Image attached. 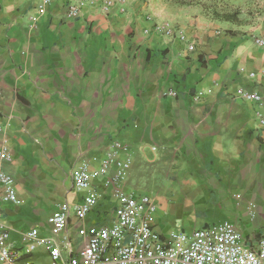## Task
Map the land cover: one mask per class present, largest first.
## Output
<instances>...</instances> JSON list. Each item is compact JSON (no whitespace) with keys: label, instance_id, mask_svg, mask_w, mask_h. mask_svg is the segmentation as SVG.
Wrapping results in <instances>:
<instances>
[{"label":"crops","instance_id":"0c3cea01","mask_svg":"<svg viewBox=\"0 0 264 264\" xmlns=\"http://www.w3.org/2000/svg\"><path fill=\"white\" fill-rule=\"evenodd\" d=\"M40 1L0 0V170L17 193L3 207L10 243L24 245L31 228L48 233L57 206L88 191L99 196L92 220H102L117 204L119 168L121 189L152 198L160 233L228 220L258 239L264 0L250 22L217 16L198 0H114L107 14L101 0H81L75 20L66 5L80 0H50L38 15ZM116 144L110 172L75 189L80 167H99ZM41 256L48 264L44 247L28 259L39 264Z\"/></svg>","mask_w":264,"mask_h":264},{"label":"built area","instance_id":"2783aa9c","mask_svg":"<svg viewBox=\"0 0 264 264\" xmlns=\"http://www.w3.org/2000/svg\"><path fill=\"white\" fill-rule=\"evenodd\" d=\"M49 3L50 0H41L36 13L45 14ZM82 4L81 0L69 1L66 18H78ZM98 4L99 10L107 14L116 2L101 0ZM256 42L264 44L261 38ZM168 93L176 95L173 90ZM240 93L247 100L262 99L257 92ZM121 148L120 144L114 145L95 169L83 164L73 176L74 188L86 190L93 180L105 177ZM5 157L0 151V158ZM127 162L128 158L123 163ZM117 171L112 178V184H117L114 192L117 204L109 215L100 221L92 220L99 196L88 191L75 203L57 206L47 219L48 233L31 228L26 232L24 245L15 247L10 243L3 207L17 202L16 187L12 177L0 170V264H35L28 256L40 247L48 251V264H264V231L258 239L247 238L228 220L193 230L176 227L169 233H160L152 224L156 209L152 198L121 189L123 170ZM72 218L74 224L70 225Z\"/></svg>","mask_w":264,"mask_h":264},{"label":"rangeland","instance_id":"374dc122","mask_svg":"<svg viewBox=\"0 0 264 264\" xmlns=\"http://www.w3.org/2000/svg\"><path fill=\"white\" fill-rule=\"evenodd\" d=\"M190 3L197 0H180ZM201 5L212 7L217 16L228 15L241 22H250L258 13L259 0H198ZM37 263H47L45 256L38 257Z\"/></svg>","mask_w":264,"mask_h":264}]
</instances>
